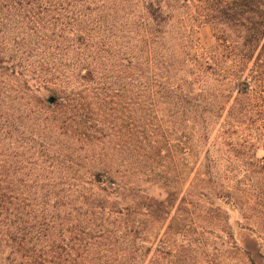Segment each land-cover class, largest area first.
<instances>
[{"label":"rangeland","instance_id":"374dc122","mask_svg":"<svg viewBox=\"0 0 264 264\" xmlns=\"http://www.w3.org/2000/svg\"><path fill=\"white\" fill-rule=\"evenodd\" d=\"M166 1L173 18L163 49L172 67L167 79L155 82L157 87L144 88L145 81L139 79L134 41L126 44L120 35L114 40L116 48L108 46L104 53L92 47L87 35L78 40L83 35L66 24L46 29L42 43L47 47L35 52L27 39L33 54L24 56L16 74L0 65V164L8 169L7 187L22 199V226L25 221L50 224L52 233L67 239L69 250L79 231L95 229L102 215L113 219L116 211L134 208L141 231L136 264H251L230 248L232 241L219 230L222 215L208 212V202L216 198L202 181L205 154L216 165L211 170L216 177L235 178L230 183L238 205H214H220L238 240L253 239L264 253V216L248 209L245 184L235 185L244 174L256 177V170L234 160L222 146L216 124L207 143L199 140L201 129L195 126L198 146L189 156L188 144L194 139L189 107L180 93L170 91L172 85L186 91L189 69L182 61L194 55L196 44L214 45L213 30L203 26L188 34L185 3ZM133 20L125 16V23ZM2 43L6 41L0 36V58L12 54ZM198 52L203 53L201 48ZM192 69L198 84L203 80L209 90L215 86L212 79H198L201 72ZM254 154L264 157L263 145ZM30 224L27 230L36 231ZM98 252L93 246L80 254L93 264Z\"/></svg>","mask_w":264,"mask_h":264},{"label":"trees","instance_id":"16d2710c","mask_svg":"<svg viewBox=\"0 0 264 264\" xmlns=\"http://www.w3.org/2000/svg\"><path fill=\"white\" fill-rule=\"evenodd\" d=\"M183 2L189 10L187 20L191 29L188 34L199 27L210 26L215 39V44L208 48L196 44L194 55L182 61L189 69L190 79L184 81L188 84L186 91L181 87H170L172 93H180L179 97L184 99L191 114L189 121L193 128L189 133L194 139L188 144V155L192 156L191 152L198 146L194 143L195 135H198L195 126L201 129L199 140L207 143L211 125H219L222 146L228 147V153L234 160L242 161L249 169L256 170V182L253 177L244 174L236 180L235 185L245 184L248 188V209L254 207L264 216V157L257 159V154L253 155L258 145H263L264 149V0ZM171 8L166 0H0V36L10 46L12 53L0 58V65L4 70L16 74V70L22 68L24 56L33 54L32 50H27L31 48L27 46V39L36 48L33 50L35 52L47 47L44 45L46 29L66 24L83 35L78 36V40L87 39L84 38L87 35L93 44L91 46L100 52H108V46L116 48L118 43L114 40H118L120 35L123 40H128L126 44L134 41L137 57L133 59L139 79L145 81L144 88L157 87L155 82L167 79L165 73H169L172 67L166 62L163 49L166 28L173 18ZM191 8L195 9L194 13L190 12ZM117 10L128 18L134 17L132 24L125 23V16L118 18ZM41 32L43 36L39 37ZM133 34L135 37L132 39ZM31 35H35L36 39ZM106 40L111 43L108 44ZM200 48L203 51L201 54L198 52ZM5 62L11 66H5ZM192 66L201 72L198 79L213 80L215 86L211 90L203 84V80L198 84L193 78L196 73ZM225 86L230 89L224 90ZM205 156L207 161L202 181L206 189L213 191L214 195H211L216 201H223L235 208L238 205L232 186L235 178L216 177L218 175L211 172L216 165L211 164L213 162L208 158V151ZM226 182H229L228 185ZM7 185V166L0 164V264H87L88 259L80 251L86 254L93 246L99 249L93 264H136L139 250L137 240L141 231L134 208L127 209V212L116 211L112 214L113 219L111 216L104 219L102 215L100 222L95 223V229L89 227L79 231L69 250L67 239L61 234L52 233L50 224L25 221L22 226V199ZM216 201L208 202V212L222 215L218 228L225 234V239L232 241L230 248L245 256L251 264H264L261 245L253 239L238 240L228 227L229 219L223 217L220 205H214ZM99 208L103 210V207ZM26 224H30V230L36 231L27 230ZM224 238L218 237L222 242ZM94 239L101 241L99 244L92 243ZM72 250L75 253L68 252Z\"/></svg>","mask_w":264,"mask_h":264}]
</instances>
